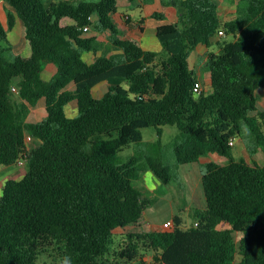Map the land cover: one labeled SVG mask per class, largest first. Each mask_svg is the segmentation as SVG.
I'll list each match as a JSON object with an SVG mask.
<instances>
[{
	"label": "trees",
	"instance_id": "1",
	"mask_svg": "<svg viewBox=\"0 0 264 264\" xmlns=\"http://www.w3.org/2000/svg\"><path fill=\"white\" fill-rule=\"evenodd\" d=\"M6 1L24 23L28 49L11 57L10 46L0 48V169L28 156L25 176L8 179L0 195V264H49L47 254L61 264H264V165L235 157L230 145L247 128L250 155L264 151V0H240L224 20L214 0H171L181 14L158 27L161 52L120 37L112 20L118 0ZM93 17L122 55L84 60L103 48L83 36ZM15 22L9 14L10 30ZM220 31L233 41L222 45ZM0 40L7 41L1 19ZM201 43L219 47L206 59L210 94L194 91L199 80L189 58ZM102 82L107 89L95 97ZM41 100L46 118L26 123ZM74 100L78 114L69 117ZM165 125L180 130L179 166L210 155L227 163L204 165L207 206L194 210L193 226L178 214L172 229L153 231L145 220L153 201L134 181L151 171L169 184V167L159 155L123 164L118 155L142 142L143 129L161 136ZM129 227L137 230L114 249L116 231Z\"/></svg>",
	"mask_w": 264,
	"mask_h": 264
},
{
	"label": "crops",
	"instance_id": "2",
	"mask_svg": "<svg viewBox=\"0 0 264 264\" xmlns=\"http://www.w3.org/2000/svg\"><path fill=\"white\" fill-rule=\"evenodd\" d=\"M122 1V3H121ZM218 5V13L221 19H227L229 17H233L238 13V3L240 0H214ZM123 5V8L120 9V5ZM157 13L163 14V19L155 18L154 15ZM13 14L16 16V22L14 28L11 30L8 27V15ZM180 10L178 7L171 4V0H118V7L117 11L112 14V20L117 25L120 30V37L124 40H136L139 42L140 46L146 51H153V52H161L163 47L162 44L157 36V29L159 26L164 24H171L177 23L180 18ZM0 19L4 28L7 31V41H2L3 44L6 46H10L11 51L8 53L11 57L16 55H22L27 52L28 43L26 39V32L24 23L19 19L16 15L15 9L7 3L6 0H0ZM93 24L97 23L95 17L92 18ZM18 26V27H17ZM91 26L87 32L83 34L84 37H96L102 44V50L98 52H86L83 55V58L89 64L94 63L98 57L102 54H107L108 56L111 55H122V50L118 52H112L114 48L111 34H106L103 29L95 25ZM221 39V38H220ZM217 40V39H216ZM4 46V47H5ZM1 48V47H0ZM108 49V52L106 51ZM213 52H219V47L217 45H207L201 43L197 46V48L191 53L190 55V65L191 68L195 71L196 76L199 80V83L202 86V92L205 94H210L213 91L212 87V79H211V72L206 67V59L208 58L209 54ZM107 86L106 82H102L93 88V93L95 97H102L104 92H101V88ZM262 97L259 100V108L264 111V90H262ZM44 100H41L39 104ZM38 104V105H39ZM33 111V109H31ZM71 112V113H69ZM66 114L69 117H76L78 114V103L76 100L70 102L66 107ZM236 146V140L235 145ZM246 150V152H244ZM249 150L247 147L244 148L239 152L235 153V157H245L248 161H252V159L257 160L259 163L264 165V154L263 149L258 150L260 151L258 155L251 156L248 152ZM263 151V152H262ZM245 153V154H244ZM261 156L259 158L258 156ZM214 157L218 155H212ZM247 156V157H246ZM220 158V156H219ZM212 157L207 156L201 158L199 162H194L190 164L180 165L183 167L184 170V179L187 184V190H185V201L189 204L186 206L187 209H190L191 206L197 205L198 208H206L207 202L205 195H202L200 190V184H202L203 178V167L207 162L213 161L211 160ZM262 160V161H260ZM224 163V162H223ZM227 162H225L226 164ZM17 169L23 168L14 165ZM2 169V168H1ZM0 169V172L2 171ZM8 169H6L7 171ZM151 173L150 178L152 179V184L146 183L144 186L143 193L145 197H147V192L155 193L156 190L160 186H162V182L156 178V176L151 171H146L144 177L141 179L143 180L145 177L149 176L148 173ZM11 179V178H8ZM5 179L1 182L0 187V195L2 192L3 185L8 180ZM205 194V193H204ZM170 197V198H168ZM167 198V199H166ZM163 199L169 201L171 206L174 205L173 214L168 218H158L153 214L150 215L151 208H154L155 204L151 205L145 211V220L146 223L149 225L150 229L152 228L153 231H164L163 224L169 220H173V218L178 214H183L182 208L177 207V201L175 200V195L171 192H167L163 195ZM152 200V199H151ZM153 201V200H152ZM154 203V201H153ZM184 224L186 225L185 219ZM188 227V226H187Z\"/></svg>",
	"mask_w": 264,
	"mask_h": 264
},
{
	"label": "rangeland",
	"instance_id": "3",
	"mask_svg": "<svg viewBox=\"0 0 264 264\" xmlns=\"http://www.w3.org/2000/svg\"><path fill=\"white\" fill-rule=\"evenodd\" d=\"M54 1H59V0H54ZM71 1L75 2L76 0H71ZM86 1L97 2L99 0H86ZM121 3H122V1H121ZM122 8H123V5L121 4L120 9H122ZM95 20L97 22L96 17H95ZM95 25L100 27L99 23L97 22V23L92 25V26H94L93 29H95V27H96ZM104 31L106 34L107 33L110 34L109 31H106V30H104ZM231 41H233V36L225 35L222 38V45H224L225 43H229ZM4 46L5 45L0 40V47L3 48ZM106 51L108 52V49H106ZM119 51H120V49L117 47H114L112 49V52H116L117 54ZM125 86H127V84H125ZM106 89H107V86H106V88H105V86H103L101 88V92L99 93V95L102 92H105ZM16 93H18V91ZM31 109H33V111L30 110V112L27 114L26 123H35V122L41 121V120L46 118L47 112L45 110V104L43 102H41V104H39V105H37ZM69 113H71V112H69ZM142 133H143L142 142L132 143L130 146H128L122 152L119 153L118 164H123L124 162L128 161L129 159H131L134 156L137 157L141 163H146L147 157L150 155L161 156L164 164H166L169 167L172 179H171V182L169 184H166V185L162 184V186H160L158 188V190H156L155 193L147 192V194H146L147 198L150 200L152 199L154 201L153 205L155 204L154 208H151L150 215L152 216L153 214H155L156 217L163 219V218H168L173 214L174 206H176V205H174L172 207L171 204L169 203V201L163 199V195L165 193L171 192L175 195V200L177 201L176 202L177 207L182 208L183 210L184 209L186 210V211H183L184 212L183 214H181L183 216V218L185 219L186 225L189 227L193 226L195 224L193 212L198 207H197V205H194V206H191L190 209L186 208V206L189 204L187 201H185L186 197L184 195L185 190H187V184H186L185 179H184L185 176H184L183 167L179 166L177 164L176 158H175V152H174L175 142L180 135V130L175 125H165L162 127V135L161 136L158 135L157 128H155V127L145 128L142 130ZM248 133H249L248 129L244 128L245 138L236 139V146L233 148L234 153H239L244 148V146L247 147L246 144H248V143H249V145L253 144L251 141L252 138L249 137ZM29 146L30 147L33 146L32 141L29 142ZM247 149H248V147H247ZM258 150H262V148L259 147ZM258 150L255 152L254 155H256V156L258 155V153L260 152ZM244 152H246V150H244ZM248 152H250V151H248ZM263 154H264V152H263ZM211 157H212L211 160L218 162L220 164H225V162H227L226 159L219 158V156L214 157L211 155ZM258 157L261 158L260 154ZM260 161H262V160H260ZM202 167H203V170H205V166H202ZM6 169H8V170L6 171ZM1 170L2 171L0 172V187H1V182L4 181L5 179H8V178L21 179L25 176V174L27 172L26 165H24L23 168H19V169H17L15 166H8V167L3 166ZM146 183L152 184V179L150 178V175L145 177L143 180L134 181V185L137 188H139L140 190H143ZM200 190L202 192V195L204 196L205 194H204L203 184H200ZM168 198H170V197H168ZM150 206H148V208ZM164 224H163V229H164ZM147 226H149V225L147 224ZM136 230H137L136 228H132V227H129L126 229H118L115 233L114 249L120 247L118 245L126 244L127 243V238H126L127 233L131 232V231H136ZM164 230H166V229H164ZM240 237H241V234L240 235L238 234L237 239L239 240ZM50 256H51L50 254H47L44 257V259L47 260L49 264H61V259L59 257H57V256L50 257ZM150 259H151L150 255L144 254L143 260L146 263L149 262ZM134 264H136V263H134Z\"/></svg>",
	"mask_w": 264,
	"mask_h": 264
},
{
	"label": "built area",
	"instance_id": "4",
	"mask_svg": "<svg viewBox=\"0 0 264 264\" xmlns=\"http://www.w3.org/2000/svg\"><path fill=\"white\" fill-rule=\"evenodd\" d=\"M85 32H87L88 30H89V26H87V27H85ZM220 35L221 36H225V33H224V31H220ZM12 90L14 91V92H17L18 91V89H17V87H13L12 88ZM194 91L196 92V93H201L202 92V86H201V84L198 82V83H196V85L194 86ZM31 140H32V137H28L27 138V142H31ZM230 145H235V140L234 139H232L231 141H230ZM27 154L25 155V158H22L21 160H20V162H18L17 163V166L18 167H23L24 165H25V163H26V160H27ZM174 227V221L173 220H169V221H167L165 224H164V229H166V230H170V229H172Z\"/></svg>",
	"mask_w": 264,
	"mask_h": 264
},
{
	"label": "clouds",
	"instance_id": "5",
	"mask_svg": "<svg viewBox=\"0 0 264 264\" xmlns=\"http://www.w3.org/2000/svg\"><path fill=\"white\" fill-rule=\"evenodd\" d=\"M245 127H246V126H245ZM148 175H151V173L149 172ZM64 264H70V261H69L67 258H65V260H64Z\"/></svg>",
	"mask_w": 264,
	"mask_h": 264
},
{
	"label": "water",
	"instance_id": "6",
	"mask_svg": "<svg viewBox=\"0 0 264 264\" xmlns=\"http://www.w3.org/2000/svg\"><path fill=\"white\" fill-rule=\"evenodd\" d=\"M215 39H217V40H220V37H217V38H213L212 40L214 41Z\"/></svg>",
	"mask_w": 264,
	"mask_h": 264
}]
</instances>
